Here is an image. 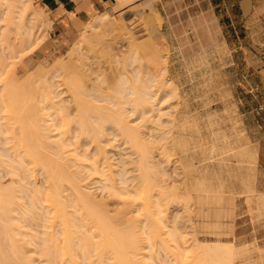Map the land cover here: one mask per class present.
<instances>
[{"label":"rangeland","instance_id":"1","mask_svg":"<svg viewBox=\"0 0 264 264\" xmlns=\"http://www.w3.org/2000/svg\"><path fill=\"white\" fill-rule=\"evenodd\" d=\"M199 3H202L201 0H141L122 11L111 14L114 17L113 19L121 20L123 25L126 24L124 26L129 27L134 32L135 38L140 42L139 44L143 45L145 43L144 47L146 49L148 48L147 45H149L150 34L146 16L152 11H155L159 15L162 21L160 30L163 40L159 39V37L156 40V45L159 43L158 40H161L162 44L160 43V45H164L165 48L158 45L159 48L161 47V51H158L159 48L157 51L160 57L163 56L161 60L164 63L166 62L168 67H171L169 71L172 72L168 71L166 75H160L158 81L160 80L159 83L163 84L164 79L170 80L177 88V91L179 90L178 93L181 96L179 98L180 102L183 101V106H187H185L187 112L180 113L182 120L184 118V120H188L189 122L187 127H185L187 130L184 132L186 149L185 151L178 150L175 156L172 157L181 161L180 164L182 165L179 167L183 169H179V176L171 170L172 178H175V181L172 182L173 184L182 186V181H184L187 184L186 186H188V191L186 190V186H182L185 187L187 192L183 195V200L181 199L182 203L180 204L184 210L181 211L180 209L178 212L173 210L174 207L170 203L171 200L169 199V202L168 197H166L168 196L166 189L157 187V190H153L150 194L153 207L151 210L154 214L155 212L159 213L155 217L158 216L161 220L163 213L165 218L170 221V223H167L166 226L168 227L166 228L164 225V227L161 225L164 228H162V234L164 233L163 238L166 239L170 248L163 249L164 247H160L161 245L156 243L155 240L148 239L150 233H145L151 230L150 228L146 229L148 226L143 221L144 219L146 220L147 214L145 212L147 210L143 206L145 205L143 203L145 201L141 194L142 185L140 182H142V179H139L140 169L134 163L137 156L129 149V144L123 142L122 135L112 137V142L108 146L105 145V149L108 152L107 156L110 159L108 164L98 162L96 165L93 160L94 151L90 152L92 146L91 148L89 146V149L85 150L86 152H84V149L83 151L81 150L84 148L82 147L79 148L78 153H82L83 155L85 153H92L93 155L90 154L92 158L87 160L84 157L85 155H81L79 158L84 162L80 160L81 163H79L81 165L74 164L76 167L74 171V168H72L74 165L72 164V170L70 169V171L73 172L72 174L75 171L81 173L78 174V177L80 176L78 178L79 185L83 186L90 193L91 198L93 197L104 205L106 204V208L110 211L115 209L125 210L127 207L130 210L127 215L128 217L130 216V221L133 223L138 218V221H135L138 224L137 226L141 225L138 229L145 225V228L142 227L145 232L142 228L140 230L136 229L140 233L137 236L139 238L142 237L141 243L144 247L141 250V255L137 257L141 258L140 260L146 258L144 260L145 263L148 261V264H174L177 256V261L179 262H176L178 264L181 262L180 260L186 258V256H190L189 253L191 251L193 254L199 245L203 246L202 244L205 243L209 245V242L215 244V241L219 243L226 242L225 244L229 245L233 243L234 248L239 251L236 264H264V19L256 26L257 32L254 33V38L249 34L248 38L241 45L243 49L239 50L240 45H235L234 41H229L230 45H227L219 24L215 21L213 15L209 13L208 9L203 7L202 4H200V7ZM114 26L117 27L113 24L105 30L107 34L106 38L110 41L118 34L117 28L115 29ZM52 27L51 21L46 23L47 38L37 47L35 45L36 40L31 39L24 40L26 43L23 41L22 44H18L19 48H16L17 50L14 49V52L8 50L7 53L5 49L3 52H6L3 53L0 50V56H3V54L7 56L12 52L11 55L9 54L11 56L9 59L11 58V60L7 58L5 60L4 58L5 62H3V66L2 64L0 66V106L3 104L9 106L3 100L5 94L2 93V91L5 92L3 85L6 84L10 77L15 76L16 73V83L19 87L17 90H20L19 93L23 94L22 96L25 95L26 97L24 98H27V100L22 101L18 97L15 105L20 109L25 108L23 110V112L25 111L24 114H34L33 108L37 104L43 107L45 103L44 108L46 109L47 104L48 107L54 102L51 105L55 104V108L58 107L57 101L59 99L51 97L53 95H51L49 90V87L52 86L54 91L60 93L64 88L63 85L61 86L62 78L57 75L62 71L55 67V63L68 59L72 48L82 38L84 28L82 27L83 29L81 28L75 33L67 34L68 38L59 39L53 36ZM2 39L5 40L1 38L0 44H5L6 41L3 42ZM90 43L84 40L81 44V47L84 44L83 47H79V49L85 50L89 49V47L91 48L94 43H91V46ZM29 45L31 46L29 47ZM156 45L154 46L155 51ZM3 46L5 45H1L0 48L3 49ZM95 49L97 51L100 50V52L95 53L97 54V58L93 54L90 56L89 60L92 61V56H95L96 59L93 58L92 62L87 60V63L89 62L88 66L92 68L97 66L96 68H98L100 66L99 62H101L104 65L103 72L105 75L108 77L112 73L113 76V70L120 68L123 63L115 59L111 62L106 51H103L99 46H96ZM79 52L74 55L77 56ZM94 61L98 62V64H95ZM6 74L9 75L6 76ZM116 79L110 76L109 81L105 82L103 87L109 89L107 91L114 97L113 99L117 98L116 100H120L121 98L117 97V93L115 94L116 91L111 90L117 89V83L119 82ZM44 87L47 93L49 92L50 94H46ZM105 88H103L104 91ZM33 93L36 97L33 96ZM21 94H18V96ZM48 97L50 101L47 99ZM60 97L63 99L65 94ZM123 98L121 101H123ZM17 100L21 102H17ZM98 104L103 105L102 103ZM8 106L0 107L2 116L6 114L7 110L9 111ZM54 106H51L53 109L49 107L51 112H49L50 110L48 111V108L43 111L46 114H53L54 117H51V120H48V124H46L49 126L50 135L53 137L52 140L58 144H62V142H65V137L67 138L65 136L67 135L66 132L70 128L64 123L60 124L64 121L65 113L64 111L61 112L60 109L54 110ZM114 108L116 109L117 107ZM39 110L40 114H43L41 107ZM136 117L134 115L130 116L128 120L134 122ZM47 119L50 118L47 117ZM52 119L54 120L52 121ZM139 121L140 119H136L132 124H136ZM55 123L57 124L56 126ZM8 136L9 133L4 134L0 131V139H5L4 142ZM155 137H158V134ZM155 137L154 139H156ZM7 144L9 143L5 142V146L9 147ZM153 146H157L159 149L161 144L153 142ZM157 147L154 150L156 154L153 161L155 163L159 162L160 156L164 153L162 150H157ZM74 148L69 147V150L73 151ZM72 151L68 152L67 155L70 158L78 157L76 156L77 153L75 154V151ZM168 156L169 154L164 156V159L168 158ZM67 159L69 158L67 157ZM23 163L21 162V165L16 164L19 165V170L15 177L19 179V177L24 176L20 179L21 184L23 183L22 185H24V188L27 187L28 191L31 188L33 189H31V195H28V197L31 196L33 198L34 196L32 195L35 194H39V197L35 195L34 198L36 199L33 198L34 200L31 202V197L28 198L26 196L29 199L27 201L26 197L23 198L22 196L23 201L20 200V202L22 201L23 204L20 203L21 208L15 214L18 219L16 223L20 224V227L23 226L19 230L20 236L18 235L17 237L19 239L21 237V240L24 239L22 241H28L26 249L33 251L28 253L33 255V264H42L39 250L47 244L46 240L49 238V233L51 232V229H48V227L52 211L47 203L48 200L46 201L47 195H49L46 188L48 183L46 184V178L40 169L37 168V171H33L35 167L32 169V166H29L27 163L24 165ZM122 170L123 174H125L124 176L120 175ZM6 173L5 169L0 166V181L8 186L12 176ZM21 186L19 191H21ZM27 190H24L25 195H27ZM122 193L124 194L121 195ZM63 194L67 197L71 196L70 199H73V193L69 185L64 187ZM153 195L155 196L153 197ZM156 195H159L157 196L159 199ZM186 195L187 197H185ZM185 200L189 204L184 203L186 202ZM33 202L34 205H32ZM70 202L68 201V204ZM183 204L186 206H183ZM188 207H191L192 210ZM78 208L73 201L68 210L74 214H79ZM18 212L22 215H19ZM31 212L35 215H32ZM23 213L27 216L26 218ZM174 216H178V220H182L183 225L179 224L180 230L175 231V240H171L173 238H171L172 236L168 232H173L174 230H170L173 228ZM130 221L128 223H120V228L131 231L127 225ZM57 223L54 228V234L60 243L62 239L61 227ZM146 223L148 224V221ZM133 224L135 225V223ZM177 253L179 256L183 255L181 258L185 257L181 259L176 255ZM2 259L4 260V257ZM2 259L0 262H2Z\"/></svg>","mask_w":264,"mask_h":264},{"label":"bare ground","instance_id":"2","mask_svg":"<svg viewBox=\"0 0 264 264\" xmlns=\"http://www.w3.org/2000/svg\"><path fill=\"white\" fill-rule=\"evenodd\" d=\"M134 1L135 0H119L115 10L129 3L131 4V2ZM48 18L45 12L35 7L33 0H0V41L1 38L5 39H2L3 42L6 41L5 44H0V46L5 45L3 49L0 48V50L3 52L6 49L7 53L8 50L14 52V49L19 48L18 44H22L24 40L31 39L36 40V47L39 46L47 38L45 26L46 23L49 22ZM113 18L114 17L108 12L98 16L96 15L92 22L86 24L87 26L82 31V38L72 48L68 59L66 61L60 60L55 63V67L62 71L57 75L62 78L63 84L61 82V86L63 85L64 88L61 90L62 92L59 93L58 91H54L52 86L48 87L51 95H53L50 96L54 99H59L57 101L59 108H55V104L51 105L54 102L48 107L47 104L46 109L44 108L45 103L43 107L37 104V106L33 108L34 114H24L25 111L23 112V110H25V108L20 109L15 105L18 97L22 99V101L27 100V98H24L26 96H22L23 94L19 93L20 90H17L19 87L16 83V73L15 76L10 77L6 84L3 85L5 92L2 91V93H5V97L7 96L6 98L3 96V100H5L9 106L3 104L0 107L8 106L9 111H5L6 114H3V116L2 113H0V131L4 134L9 133L5 141L9 143L7 144L9 147L5 146V139L1 140V138L0 166L3 167L12 178H10L11 181L9 180L10 186L0 181V257L1 259L4 257V260L2 259L0 264H33L34 262L33 255L28 254L33 251L26 249L28 241H22L24 239L21 240V237L20 239L17 237L20 234L19 230L23 226L20 227V224L16 223L18 219L15 214L21 208L20 203H22L23 198L31 195L33 190L31 188L32 190L30 189V191H28L26 189L27 187L24 188V185H22L23 183L21 184L20 179L24 176L21 178L18 176L19 179L15 177L19 170V165L16 164L21 165V162H24V165L26 163L29 164V166H32V169L35 167L33 171H37V168L40 169L46 178V184L48 183L46 188L47 192H49L47 194L49 195H47L46 201L48 200L47 203L52 211V217L51 219L49 218L52 222L49 221L50 225L48 229H51V232L49 233V238L46 240L47 244L44 248L39 250L42 264H148V261H146L147 263L144 261L146 258L140 260L141 258L137 257L141 255V250L144 248L141 243L142 237H138L140 233L137 230H140L142 227L145 228V225L138 229V227L141 226H137L138 224L135 222L136 220L138 221V218L136 217V220L134 218L135 221L132 219L135 225L130 221V216H127L130 212L129 208L126 207L125 210L115 209L110 211L106 208V204L104 205L93 197L91 198V195H89L90 193L87 192L83 186L84 189L79 185L78 178L80 176L78 177V174L81 173L75 171L74 174H72L73 172L70 171L72 164L81 165L80 163L83 160L79 157L83 154L78 153V150L82 147L84 148L81 150L83 151L84 149V152H86L89 149L88 147L90 146L91 148L92 146L90 152L94 151L93 160L96 165L98 162L108 164L110 159L107 156L108 152L105 147L112 142V137L114 138L121 135L123 137V142L129 144V149L134 152L133 154H136L137 159L134 163L137 164L140 169L139 179H142V182H140L142 185L141 194L145 201L143 202L145 204L143 206L147 210V212H145L147 217L145 218L148 224L145 219L143 221L146 226H148L146 229L148 230V228H150L151 231L148 232L149 230H146L147 232H145L143 228L142 230L146 234L150 233L148 239L155 240L156 243L161 245H159L160 247H164L163 249L170 248L166 239L163 238L164 233L162 234V228L164 226L165 228L168 227L166 225L168 222L170 223V221L165 218L163 213L161 220L158 216H156L157 218L155 217V215H159V213L155 212L154 214L151 210L153 207L150 194L153 190H157V187L166 189L168 193L166 197H168L169 202L171 200L170 203L173 204V210L177 212L180 209L181 211L184 210L180 204L182 203L181 199L183 195L187 193L186 190L188 186L182 181L184 179L181 181L183 182L182 186H186V190L185 187L173 184L172 182L175 181V178H172L173 175L171 170L177 173L178 176L180 175L179 169L181 167L179 166L182 165L180 164L181 161L172 157L175 156L178 150L185 151L186 149L184 132L187 130L185 127H187L189 122L188 120H184V118L182 120L180 113H186L187 106H183L182 100V102H180L179 98H181V96L178 93L179 90L177 91V88L170 80L164 79L163 84L159 83L160 80L158 81L160 75H166L171 68L167 66L166 62L164 63L161 60L163 56L161 55L162 57H160V54L158 55V51H161L160 48L162 46L164 47V45H160V41L163 40V38L160 30L162 21L159 15L156 14L155 11H152L146 16L149 27L148 31L150 33L147 49L144 47L145 43L143 45L139 44L140 42L135 38L136 35L134 32H132L129 27H125L126 24H124V26L121 20H115ZM113 24L117 26L114 27L115 29L117 28L118 34L113 37L112 42L106 38L107 34L105 30L108 26ZM158 38L161 40H158L159 43L156 45V40ZM84 40L92 44L94 43V45L91 48L89 47V49L82 50L81 48L85 43L82 47L81 44ZM24 43L26 42L24 41ZM91 43L90 46L92 45ZM155 45L157 46L156 51L154 48ZM158 45L161 47L159 48ZM24 46L26 47V45ZM30 46L31 45H29V47ZM96 46L101 47L103 51L107 52L111 62L115 59L123 63L120 68H115L113 70V76L112 73H110L108 77L105 75L103 72L104 65H102L101 62H99L100 66L98 65V68H96L97 66L95 67L96 70L94 67L88 66L89 62L97 58V54L95 53H98V51L100 52V50L97 51V49H95ZM79 47L81 48L79 49ZM158 48L159 50L157 51ZM2 52L1 54L6 51ZM77 52H79V55L77 54V56H75L74 54ZM9 54L11 55L12 52ZM9 54L7 56L4 54L0 56V66L1 64L3 66V62H5L6 58L9 59V57H11ZM92 54L95 55L96 58L92 56L94 59L91 58V61L89 59ZM9 60H11V58ZM87 60H89L88 63ZM116 62L114 63L116 64ZM95 64H98V62H95ZM8 75L6 74V76ZM110 76L114 79L117 78L116 80L119 82L117 83V89L111 90L116 91L115 94L117 93V97L121 98L120 100H116L117 98L113 99L114 97L107 91L109 89L103 87V84L109 81ZM156 82H158V86ZM3 86L1 87L3 88ZM103 88H105V91ZM45 92L47 95L50 94L49 92L47 93L46 90ZM35 93L38 94L36 91ZM18 94L21 95L18 96ZM60 94H65V97L61 99ZM33 96L36 97L34 93ZM49 97L47 99L50 101ZM122 98L123 101H121ZM17 102L21 101L17 100ZM98 103H102L103 105ZM51 106H54V110L60 109L61 112L64 111V121L62 120L63 122L60 124L64 123L70 128H68L69 130L66 132L67 135L65 136H67V138L65 137V142H62V144H58L52 140L53 137L50 135V129L47 125L48 120L50 121L51 117L53 118L54 116L51 113H44L43 110H47V108L48 111L53 109ZM40 107L44 115L40 114ZM49 107L51 108L49 109ZM114 107L117 108L115 109ZM49 112H51V110ZM133 115L137 116V120L140 119L136 124H132L136 119L134 122L128 120V118ZM46 116L50 119H47ZM53 120L54 119H52V121ZM56 125L55 123V126ZM156 134H158V137H155ZM154 137L156 139H154ZM153 142H155V144H161L159 149L157 146H153ZM69 147H75L73 151H75V154L77 153L76 156L78 157L70 158L67 155L68 152L72 151L69 150ZM155 147H157V150L164 151L158 163L153 161L156 154L154 151L156 149ZM90 154L85 153V156H83L87 160H90L92 158ZM168 154V158L166 157V159H164V156ZM67 157L69 159H67ZM75 165L72 167L74 168L73 171L76 168ZM90 168L92 169V167ZM123 173L122 170L120 175L124 176L125 174ZM15 184L19 185L16 187ZM66 185H69V188L72 190V197L74 199L72 200L75 202V206L77 205L79 207L77 209L79 214H74L68 210L73 201L70 199L71 196H68V198L63 194ZM20 186L21 191H19ZM24 190H27V195L24 194ZM21 192L25 196L23 194L21 195ZM37 192H39V190H37ZM123 194L124 193L121 195ZM35 195L32 196L35 197ZM37 195L36 196L39 197V194ZM154 196L155 195H153V197ZM157 196L159 195H156V197ZM27 197L25 198L26 200L31 196ZM185 197H187V195ZM33 198H30L31 202L36 199ZM157 198L159 199V197ZM20 200L22 201L20 202ZM68 201L72 202L68 204ZM184 203L188 202L186 201ZM32 205H34V202ZM184 205L185 204H183V206ZM191 207L188 208L191 209ZM185 210L187 209L185 208ZM33 211L35 210L33 209ZM26 213L30 215L28 211ZM187 213L186 215L189 214ZM18 214L22 215L20 212H18ZM32 215L35 214L33 213ZM24 216L25 218L27 217L26 215ZM128 221L131 222L127 224L130 227H128V229L131 231L120 228V223H128ZM178 221V216H174L173 228L170 229L174 230L173 232H168L170 236H172L171 238H173L171 240H175V231L177 232L180 230L179 224L183 223L182 220H180L181 223ZM56 223L61 227L60 232L62 239L60 243L54 234ZM161 225L164 226L161 227ZM214 243L215 244H211L209 242V245L206 243L202 244L203 246L199 245V247H196L197 249L195 248L196 250L194 249L195 251L193 254L190 250L192 255L189 253L190 256H186V258H184L185 256L182 257L184 259L181 258L183 255L179 256L177 253L176 255L183 260L178 258V260L181 261L178 264L182 262L183 264H236L239 251L234 248L233 243L232 245L225 244L226 242L219 243L214 241ZM176 261L177 256L175 258V263H173L177 264V262H179Z\"/></svg>","mask_w":264,"mask_h":264},{"label":"crops","instance_id":"3","mask_svg":"<svg viewBox=\"0 0 264 264\" xmlns=\"http://www.w3.org/2000/svg\"><path fill=\"white\" fill-rule=\"evenodd\" d=\"M136 0L116 9L118 0H33L35 7L49 15L53 25V36L68 38L67 34L85 28L94 17L105 12L110 14L122 11ZM200 1V0H199ZM215 21L219 24L227 45L229 41L239 44V50L249 34L254 38L256 26L264 19V0H201ZM82 28V29H83Z\"/></svg>","mask_w":264,"mask_h":264}]
</instances>
